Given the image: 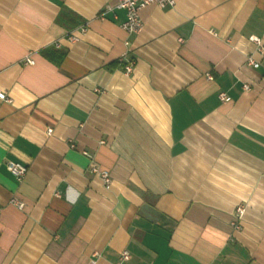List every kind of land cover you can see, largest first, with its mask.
<instances>
[{"label":"crops","instance_id":"0c3cea01","mask_svg":"<svg viewBox=\"0 0 264 264\" xmlns=\"http://www.w3.org/2000/svg\"><path fill=\"white\" fill-rule=\"evenodd\" d=\"M116 1L0 0V264H264V0Z\"/></svg>","mask_w":264,"mask_h":264},{"label":"built area","instance_id":"2783aa9c","mask_svg":"<svg viewBox=\"0 0 264 264\" xmlns=\"http://www.w3.org/2000/svg\"><path fill=\"white\" fill-rule=\"evenodd\" d=\"M176 3V0H117L116 4L114 5H108L106 7V10L113 11L115 9H122L126 12V19L122 23V28L128 33V34H138L140 33L144 28V22L141 18L140 12L142 9H144L147 6L155 5L160 8H168L173 7ZM81 31L85 32L86 27L82 26ZM70 38L72 40L77 39L76 36L70 34ZM250 40L255 43L256 50L262 54H264V46L262 43V39L259 36L252 35L250 36ZM59 45V44H58ZM25 61L27 64L34 65L35 60L31 56H27L25 58ZM133 64L134 62L131 61L125 65L126 73H130L133 70ZM247 64L250 66H253L255 68H258L261 66V62L257 61L254 56L249 55L247 59ZM209 78H212L210 75H208ZM244 89L248 90L250 89V86L248 84L244 85ZM220 100L222 102H228L231 100V97L227 95L226 93H221L219 95ZM0 98L3 100H6L8 102H11L12 99L8 96L7 92L2 90L0 88ZM53 131L52 128L49 129V132L51 133ZM8 168L10 172L16 177L17 181L21 182L26 173H27V166L21 162H15L10 161L8 162ZM89 170L92 173L98 174L100 178L102 179L104 185L106 188H110L113 182V179L111 177V174L108 170L101 168L97 163L93 161V163L90 165ZM11 202L15 204L19 208H23L25 206V203L17 198H12ZM236 217L237 221L233 222L234 226L236 228H239V220L242 219L245 208L243 206H238L236 208ZM131 257V254L128 250H124L121 254V259L123 261L129 260Z\"/></svg>","mask_w":264,"mask_h":264}]
</instances>
